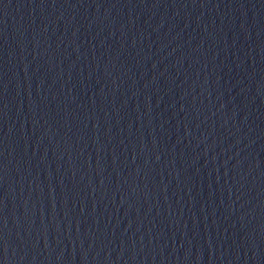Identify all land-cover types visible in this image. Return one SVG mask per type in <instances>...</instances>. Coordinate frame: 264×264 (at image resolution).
<instances>
[{
  "label": "water",
  "instance_id": "obj_1",
  "mask_svg": "<svg viewBox=\"0 0 264 264\" xmlns=\"http://www.w3.org/2000/svg\"><path fill=\"white\" fill-rule=\"evenodd\" d=\"M0 264H264V0H0Z\"/></svg>",
  "mask_w": 264,
  "mask_h": 264
}]
</instances>
